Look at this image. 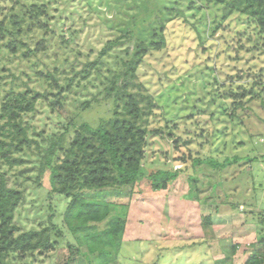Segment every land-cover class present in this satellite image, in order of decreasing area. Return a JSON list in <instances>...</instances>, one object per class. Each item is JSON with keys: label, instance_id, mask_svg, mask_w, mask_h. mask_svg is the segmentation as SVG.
<instances>
[{"label": "rangeland", "instance_id": "rangeland-1", "mask_svg": "<svg viewBox=\"0 0 264 264\" xmlns=\"http://www.w3.org/2000/svg\"><path fill=\"white\" fill-rule=\"evenodd\" d=\"M15 1L0 0V5L7 11ZM174 2L183 9L182 16L165 15V28L161 31L165 47L146 56L140 67L139 82L155 102L142 169L146 176L155 170L186 169L187 172L166 190L152 193L145 178L138 183L132 197L107 199L112 204L110 216L96 225L98 229L120 218L126 221L119 256L110 264H213L221 257L218 244L223 238L233 239L238 231L246 230L248 233L239 241L247 242L246 237L252 233L256 237L264 233V227L261 229L257 224L256 228L243 229L244 221L264 219L261 214L264 211V109L259 100H254L235 113L231 111L235 108L231 92L239 94L254 83H264V52L252 50L244 42L246 35L238 41L243 25L235 14L210 36L214 15L209 16L211 10L198 9L196 3L195 8H190L192 0H36L38 5L48 7L49 26L57 25L48 52L30 61L17 56L10 62L6 56L1 58L0 53L1 102L4 91L24 89V84L42 91L44 87L36 72L43 63L51 70L69 72V66L61 65L66 58L79 70L87 60L86 55L93 60L107 41L114 40L120 29L131 24L133 17L140 20L150 16L153 21L158 9L163 10V6ZM153 26L160 30L159 22L155 21ZM143 31L149 39L147 24L140 25L136 34ZM36 33L28 40L31 48L40 35ZM59 36L66 41L73 39L65 52L58 46ZM113 56L106 61L112 63ZM40 58L43 62L31 69L32 63ZM3 66L7 68L5 71H1ZM93 77L92 74L89 80ZM94 85L83 81L80 90L70 92L67 99L70 110L74 101L88 100L97 92L99 82ZM255 88L259 90L261 85ZM112 108V102L94 103L79 114L77 121L97 127L111 116ZM25 120L30 137L38 141L48 140L53 133L62 131L57 126L58 118L43 103H37L35 113ZM24 157L30 161L24 168L36 167L38 157L33 149ZM181 157L184 162L177 160ZM194 159L202 163L192 166ZM35 174L36 170L28 172L32 180ZM187 175L193 179L190 183ZM32 180L19 181L30 189L16 213V222L25 230L37 228L50 215L63 213L68 203L60 196L47 203L48 178H44L41 188L32 184ZM48 207H51L49 211ZM205 217L213 219L212 227L204 226ZM58 224H62L61 219ZM67 242L75 243L65 231L54 253L28 257L19 264H64ZM203 242L208 245L203 246ZM240 245L239 253L243 251ZM201 253L210 257L201 258ZM74 259L72 264H99L96 255H89L84 246Z\"/></svg>", "mask_w": 264, "mask_h": 264}, {"label": "trees", "instance_id": "trees-1", "mask_svg": "<svg viewBox=\"0 0 264 264\" xmlns=\"http://www.w3.org/2000/svg\"><path fill=\"white\" fill-rule=\"evenodd\" d=\"M27 1L17 0L7 11L0 5V53L1 58L6 56L7 62L17 56L30 61L39 58L40 53L46 54L57 28V25L49 26L48 7L38 5L36 0ZM195 3L199 4L198 9L211 10L210 17L214 15L210 36L213 37L226 19L235 14L243 25L238 32V41L246 35L244 42L249 43L252 50L264 52V0H192L190 8H195ZM162 9H158L153 21L150 16L140 20L133 17L131 24L120 29L114 40L107 41L93 60L86 55L87 60L79 70L66 58L61 65L69 66V72L51 70L43 63L42 69L36 72L44 87L42 91L24 84V89L10 88L3 92L0 102V264H19L28 257L49 256L58 250L65 231L75 243H66L68 255L64 264H72L82 246L89 255H96L99 264L115 262L123 245L126 221L120 218L108 227L98 229L96 225L110 216L112 204L107 199L132 197L138 183L145 178L152 193L160 192L186 174V169H174L155 170L146 176L142 169L150 133L149 118L155 102L139 82L140 67L146 56L165 47V37L161 33L165 28V15L183 14L178 2L169 3ZM155 21L161 25L159 31L153 26ZM143 24L150 28L149 39L145 31L136 34ZM33 33L40 35L31 48L28 40ZM59 37L58 46L65 52L73 39L66 41ZM112 56V63L107 62L106 59ZM42 62L40 58L30 68L34 69ZM6 69L3 66L1 71ZM92 74L94 77L89 80ZM61 75H64L62 80ZM2 79L0 77V82ZM83 81L92 86L98 81V90L88 100L74 101V108L70 110L69 94L80 90ZM254 84H260L261 88L256 90L253 85L248 90L241 89L239 94L231 92L233 113L254 100H259L264 109V83ZM82 87L87 89V85ZM97 102H112L108 119L97 127L77 121L80 113ZM37 103L45 104L58 118L57 126L62 127L61 132L53 133L48 140L38 141L29 135L25 118L35 113ZM175 143L177 148L179 144ZM32 149L38 157L36 167L24 168V164L30 162L24 155ZM177 160L184 162L182 157ZM200 163V159L191 162L192 166ZM31 170H36L33 180L28 175ZM46 177L50 186L46 193L47 203L55 196L65 198L68 203L63 213L50 215L37 228L25 230L16 222V213L25 203L30 189L19 181L32 180V184L41 188ZM186 178L189 183L193 180L188 175ZM60 219L62 224L59 226ZM203 223L205 227L210 226V217H205ZM263 244L262 236L258 246L251 245V255L245 264H263ZM219 248L224 258L216 264H227L238 245L223 239Z\"/></svg>", "mask_w": 264, "mask_h": 264}, {"label": "crops", "instance_id": "crops-1", "mask_svg": "<svg viewBox=\"0 0 264 264\" xmlns=\"http://www.w3.org/2000/svg\"><path fill=\"white\" fill-rule=\"evenodd\" d=\"M215 211H217V209L215 210ZM261 214H264V211H262L261 212ZM253 220H255V219H253ZM264 219L263 218H261V219H258V221L257 222H247V223H245V221L243 222V229H247V228H256V224L258 225V226H260L261 227V229L264 227ZM212 222H213V219H211V225L210 226H207V228H209V227H212L213 226V224H212ZM233 221H231V223H232ZM240 230H242V228L240 229ZM240 232V233H239ZM242 232L244 233V234H242ZM248 232L246 231V230H242V231H238V233H236V235L233 237V239H231V238H223V239H227L228 240V242H232L233 244H236V245H238V248H237V250H236V252L232 255V257L230 258V260L228 261V263L227 264H245L246 263V261H247V259L250 257V255H251V251H252V248H251V245L253 246V245H255V246H258V242L260 241V240H262V236H263V239H264V233L263 234H260L259 236H255L254 235V233H252V235H249V237L247 236L246 238H248V241L246 242V241H244V242H241V241H239L240 240V237L242 236V235H246ZM245 237V236H244ZM222 239V240H223ZM219 243V242H218ZM240 244H242V247H243V251L241 252V253H239L238 252V249H239V245ZM202 245L204 246V245H208L207 243H205V242H203L202 243ZM218 246H219V244H218ZM241 246V245H240ZM262 248V256H263V259H264V244H263V246L261 247ZM218 254L221 256V257H219L218 259H216L215 261H214V263L213 264H216V261H219V260H222L223 258H224V254L221 252V250H220V248H218ZM200 257L201 258H208V257H210V255L209 254H206V253H201L200 254ZM263 264H264V262H263Z\"/></svg>", "mask_w": 264, "mask_h": 264}]
</instances>
